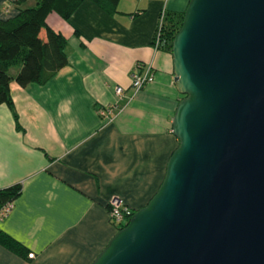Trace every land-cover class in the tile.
<instances>
[{
  "label": "crops",
  "instance_id": "crops-1",
  "mask_svg": "<svg viewBox=\"0 0 264 264\" xmlns=\"http://www.w3.org/2000/svg\"><path fill=\"white\" fill-rule=\"evenodd\" d=\"M16 1L0 0V19L35 3ZM188 1L119 0L109 13L84 0L67 21L46 17L67 40L68 63L44 84L12 81V106L0 104V189L21 186L0 231L31 254L0 243V264H91L118 230L110 199L135 211L157 191L178 145L172 118L182 95L171 53L153 41L160 14ZM137 63L152 66L154 81L134 93ZM106 106L110 118L98 114Z\"/></svg>",
  "mask_w": 264,
  "mask_h": 264
},
{
  "label": "water",
  "instance_id": "water-1",
  "mask_svg": "<svg viewBox=\"0 0 264 264\" xmlns=\"http://www.w3.org/2000/svg\"><path fill=\"white\" fill-rule=\"evenodd\" d=\"M171 56L178 145L91 264H264V0H189Z\"/></svg>",
  "mask_w": 264,
  "mask_h": 264
},
{
  "label": "trees",
  "instance_id": "trees-1",
  "mask_svg": "<svg viewBox=\"0 0 264 264\" xmlns=\"http://www.w3.org/2000/svg\"><path fill=\"white\" fill-rule=\"evenodd\" d=\"M24 1L26 0H17L16 3ZM83 1L34 0L33 6L20 8L14 17L0 19V104L12 106V81L22 87L29 83L44 84L67 65V40L47 24L46 17L55 12L67 21ZM90 1L113 13L119 0ZM183 14L184 11L165 13L158 49L171 53L172 40L181 26ZM15 66H20V69L15 75H11L10 69ZM15 118L17 119L16 115ZM17 127L19 128L18 124ZM20 190L19 184L1 188L0 209L8 202H13ZM115 225L118 229L124 226ZM0 243L21 257L31 258L29 250L21 242L2 231Z\"/></svg>",
  "mask_w": 264,
  "mask_h": 264
},
{
  "label": "built area",
  "instance_id": "built-area-1",
  "mask_svg": "<svg viewBox=\"0 0 264 264\" xmlns=\"http://www.w3.org/2000/svg\"><path fill=\"white\" fill-rule=\"evenodd\" d=\"M164 11L160 14L159 23L156 29V36L153 41V45L155 48H158L160 30L164 19ZM131 88L134 93L139 90L145 88L149 84L154 81V72L151 65H143L141 63H137L135 65V71L131 73L130 76ZM123 91L121 86H117L115 88V93L120 95ZM113 106L102 107L98 110V114L103 118H110V114L112 113ZM12 208V202H8L0 209V219L4 217ZM108 213L109 219L121 226L122 224H126L128 219L132 216L133 210L125 203V201L117 196H114L110 199L108 203Z\"/></svg>",
  "mask_w": 264,
  "mask_h": 264
},
{
  "label": "rangeland",
  "instance_id": "rangeland-1",
  "mask_svg": "<svg viewBox=\"0 0 264 264\" xmlns=\"http://www.w3.org/2000/svg\"><path fill=\"white\" fill-rule=\"evenodd\" d=\"M160 17V16H159ZM164 20V19H163ZM155 36H156V33H155V35H154V39H155Z\"/></svg>",
  "mask_w": 264,
  "mask_h": 264
}]
</instances>
